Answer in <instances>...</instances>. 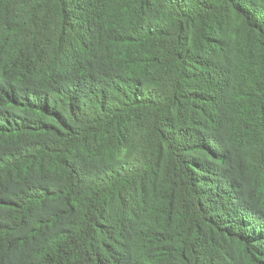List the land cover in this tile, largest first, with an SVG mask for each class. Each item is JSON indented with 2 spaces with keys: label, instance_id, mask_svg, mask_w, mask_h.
I'll list each match as a JSON object with an SVG mask.
<instances>
[{
  "label": "trees",
  "instance_id": "trees-1",
  "mask_svg": "<svg viewBox=\"0 0 264 264\" xmlns=\"http://www.w3.org/2000/svg\"><path fill=\"white\" fill-rule=\"evenodd\" d=\"M0 264H264V0H0Z\"/></svg>",
  "mask_w": 264,
  "mask_h": 264
}]
</instances>
